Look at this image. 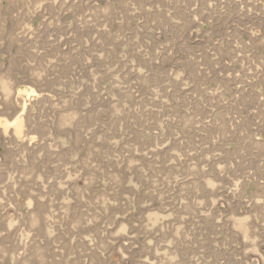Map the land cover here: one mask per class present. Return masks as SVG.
<instances>
[{"label": "rangeland", "instance_id": "374dc122", "mask_svg": "<svg viewBox=\"0 0 264 264\" xmlns=\"http://www.w3.org/2000/svg\"><path fill=\"white\" fill-rule=\"evenodd\" d=\"M0 264H264V0H0Z\"/></svg>", "mask_w": 264, "mask_h": 264}]
</instances>
